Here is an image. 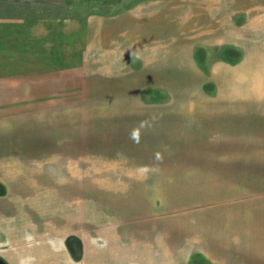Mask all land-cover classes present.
<instances>
[{"label": "rangeland", "instance_id": "obj_1", "mask_svg": "<svg viewBox=\"0 0 264 264\" xmlns=\"http://www.w3.org/2000/svg\"><path fill=\"white\" fill-rule=\"evenodd\" d=\"M161 3V12L167 14L169 24L179 20L184 25V32L178 37L183 39L184 49H195V56L203 62L205 56L197 55V48H204L192 42L197 36L193 23L208 21L211 11L216 9L214 5L222 19L232 10L244 9L241 13L249 14L250 20H245L247 24L235 27L236 34L261 29L264 32V0H0V19H34L36 26L39 21L41 28L52 31L59 47L74 42L79 29V33H83L88 26L93 27L98 17L155 14L159 13ZM140 26L144 29L143 23ZM64 31L68 33L67 38ZM204 32L207 37H202V43L209 45V32L201 31L200 34ZM27 50L32 53H26ZM24 53L25 68L34 66L39 57L35 49H25ZM164 54L163 61L167 63L144 68L143 77L154 79L165 71L171 75V67L177 63L170 52ZM5 56L8 54L0 51V67L2 63L6 67ZM40 56L48 58L46 61L53 65H70L80 57L73 51L62 53L61 49ZM233 56L236 61L231 63L236 64L245 53ZM178 61L183 73L179 64L176 91L147 90L143 93L145 108L168 111V116L157 119L126 114L143 109L136 99L97 100L96 95L102 99L106 94L99 91L101 88L96 90L94 66L85 70L88 77L84 84L86 99L70 102L68 116H63L67 102L42 101L46 104L42 105L44 112L39 114L35 111V101H22L20 96L13 102L0 100V196L8 197L7 204L11 202L20 208L18 213L8 214L12 220L4 229L0 226V237L26 238L35 232L39 237L62 238L70 256L79 261L84 253L83 239L95 238L113 225L115 234L123 239L130 238L134 242L142 239L148 243L161 240L168 244V254H163L159 260L152 257L147 264H264V102L257 97V94H264V86H244L240 79L229 89L206 84L205 92L210 98L220 91L239 94V99L249 95V104L246 101L238 104L246 105L250 113L249 118H243L249 121L250 130L246 135L248 148L235 151L239 155L234 156V161L240 165L247 163L240 175L234 171L233 180L229 178L231 172L229 176L202 175L197 171V159L201 157L200 163H205L202 168L205 172H209L212 159L208 150L207 155L197 150V113L190 111L192 107L197 109V79L189 80L192 65L186 55ZM240 67L234 72H242ZM205 72L206 75L211 72L209 61ZM24 73H31V70L28 68ZM181 73L186 82L181 83ZM30 81L33 85H27ZM120 83L119 80L110 81L106 89L124 96ZM34 84L35 79L25 78L21 87L10 88L25 95L35 94ZM4 89L0 87V93H4ZM164 98L168 101H156ZM54 104L65 105L64 109H56L62 116L53 115ZM233 108L236 112L235 104ZM63 120L68 124L66 131L59 128ZM152 120L154 122H150ZM240 135L236 131L233 133L235 139ZM148 160L149 164L144 165ZM64 163L72 165L69 172V166ZM47 178L54 180L56 187H49L53 183ZM63 178L72 181L63 183ZM53 188L57 191L52 194L49 189ZM72 191L71 206L57 207L54 213L42 211L47 205H58L61 193L68 197ZM76 194L80 197L74 196ZM59 221L61 225L54 229L53 223ZM226 226L229 228L227 234ZM215 228L219 244H223L216 249L208 238H202L208 237ZM16 231L17 234H12ZM69 236L82 240L74 241L71 246L66 241Z\"/></svg>", "mask_w": 264, "mask_h": 264}, {"label": "crops", "instance_id": "obj_2", "mask_svg": "<svg viewBox=\"0 0 264 264\" xmlns=\"http://www.w3.org/2000/svg\"><path fill=\"white\" fill-rule=\"evenodd\" d=\"M164 4L167 6L166 3ZM162 6L161 3L159 13L155 12V14L127 13L98 17L95 21L96 25H93V27L88 26V29L83 33H79V29L74 42L69 41L66 46L59 47L55 44L52 31L41 28L39 21L36 26L34 19L24 20L23 18L14 17L0 19V51L3 54H8V56H5L6 67L3 63L0 67V87L6 88L4 93H0V100L13 102L20 96L22 101H35L37 104L35 111L39 114L44 112L42 105L46 104L42 101H49L50 103L67 102L66 109H64L65 105L57 106L54 104V112L52 113L53 115L62 116L56 110L62 107L64 109L63 116H68L71 112L70 102L86 99L87 93L84 84L88 77L85 70L88 66H94L96 90L101 88L99 91L106 94L102 99H99L96 95L97 100L117 102L136 99L143 109L130 111L126 114L135 117L138 115L145 119H157L163 115L168 116V111L160 110L162 108L158 110L145 108L142 104L143 93L147 90L162 91L163 93H167L168 90L171 93L176 91L178 87L175 84L178 80L179 64L180 72H182V66L178 58L180 59V57L186 55L192 65L190 71L192 76L189 80L193 82L195 77L197 79V109L192 107L190 110L197 113V150L203 151V153L200 152L201 155H207L206 151L208 150V156L212 159L209 163V172L203 171L202 168H205V163H200L201 157L197 159V171L202 175L213 173L218 174V176L222 174L229 176L228 174L231 172L229 178L233 180L234 171H237L240 175L244 171V165L247 164L245 162L240 165V163L235 162L234 156L239 155L235 151L248 148L246 142L248 137L246 135L250 130L249 121L246 119L249 118L250 113L246 109V105L238 104V102L246 101L249 104L251 100L249 95L239 99V94L222 93V91L219 94L217 93L214 98H210L209 94L205 92L207 91L205 86L211 84L216 87L224 86L228 88L235 85L237 79H240V83L245 84L244 86H264V32L261 29V31L253 30L249 34H236L235 27L238 28L237 25L239 24L242 26L247 24L245 20L249 19V14H244V11L241 13L244 9L238 12L232 10L231 13L229 12L226 15L225 19H222L221 16H218L217 6L214 5L216 9L211 11L208 21L200 20L193 23L195 29L197 27V33L195 34L197 36L193 38L192 42H195L197 47L200 45L204 48H197V55L200 53L205 56L203 62L200 57L195 56V49H184L183 39L179 40L178 38L179 33L184 32V25H181L179 20L171 21L169 24L167 14L161 12ZM47 23L49 22H45V24ZM142 23L144 29L140 26ZM120 24L122 25L120 26ZM259 27L257 29H260ZM199 31L209 32V45L202 43V37L207 36L205 32L200 34ZM63 34L67 38L66 34L68 33L64 31ZM25 49H35V54L39 55L35 65L28 66L31 73H24L25 70H28L22 61ZM55 49H61L62 53H64V50L67 53L73 51L80 55L79 60H76L73 64L69 63L70 65H53L46 61L48 58H41V53L42 55L44 53L52 54ZM166 52H170L174 62L177 63V66L174 64L171 67V75H168L164 70V75L157 74L158 76L154 79L148 78V76L143 77L142 71L144 68H152L157 63H167L163 61ZM26 53H32V51L27 50ZM238 53H245V56L236 64H232L236 61L233 54ZM208 61L211 64V72L206 75L205 69H207ZM238 64L241 66L239 71L242 72L237 74L234 71L238 70ZM255 70L256 73H254ZM182 73L180 74L181 83L186 82ZM25 78L35 79V94L25 95L14 89L15 92H13L10 88L13 86L21 87L25 82ZM118 80L121 82L122 89L127 96L116 94V92H108L106 89L108 82ZM26 83L27 85H33V81ZM22 96H25V98ZM257 97L259 101L264 102V94H257ZM165 99L156 101H168V99ZM193 103L195 104V100ZM234 104L236 112L233 108ZM162 106L160 105V107ZM115 115L117 114L115 113ZM117 117L120 118V116ZM244 117H246V121L243 120ZM150 122H154V120ZM59 124V128L64 131L68 129L66 120L59 122ZM127 131L129 132V130ZM235 131L241 134L236 139L233 137ZM149 162L150 160L145 162L144 165H148ZM64 165L69 166V172L72 165L70 163H64ZM161 170L163 169L161 168ZM77 179L78 181L84 180L83 178ZM47 180L49 183H53L49 187H56L54 180L52 181L50 178H47ZM66 181L71 182L72 180H64L63 183ZM62 188L65 191L64 184ZM49 190L52 194L57 191L54 188ZM72 193L73 191L70 192L68 197L61 193L58 205L51 207L46 203L47 207H42L44 208L42 211L54 213L57 211V207L67 208V206H71L69 200L73 196ZM74 196L80 197L78 194ZM7 200L8 197L0 196V226L2 229L7 227L5 225L8 221L12 220L8 214H16L20 209L18 206L12 205L11 202L7 204ZM60 203L62 206H60ZM35 210L36 208L33 211L35 212ZM33 215L35 214L33 213ZM32 219L35 220L34 216ZM61 223L62 221L55 222L52 227L57 229ZM109 229H111V232ZM115 229L112 225L111 228L103 229L95 238L85 237L83 239L84 253L79 261L70 256V251L65 246L62 238L55 236L39 237L35 236V232H33V236L26 238L8 239L6 236V238L0 237V264H135L136 262L147 264L152 260V257L159 260L163 254H168V244L161 242V240L148 243L140 239V241L134 242L130 238L123 239L117 233L115 234ZM225 230L227 234L229 228L226 226ZM21 232L24 233L23 230ZM209 233L208 237L203 236L202 238H208L214 249L223 245L219 244V235L216 228ZM12 234H17V231L12 232ZM81 240L77 236H69L66 239L67 244L71 246L74 241L80 242ZM157 256L159 257L157 258Z\"/></svg>", "mask_w": 264, "mask_h": 264}]
</instances>
